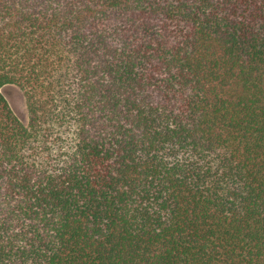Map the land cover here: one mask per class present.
<instances>
[{"label":"trees","instance_id":"trees-1","mask_svg":"<svg viewBox=\"0 0 264 264\" xmlns=\"http://www.w3.org/2000/svg\"><path fill=\"white\" fill-rule=\"evenodd\" d=\"M0 264H264V0H0Z\"/></svg>","mask_w":264,"mask_h":264},{"label":"rangeland","instance_id":"rangeland-1","mask_svg":"<svg viewBox=\"0 0 264 264\" xmlns=\"http://www.w3.org/2000/svg\"><path fill=\"white\" fill-rule=\"evenodd\" d=\"M16 117L27 126L29 110L24 91L15 84H5L0 89Z\"/></svg>","mask_w":264,"mask_h":264}]
</instances>
